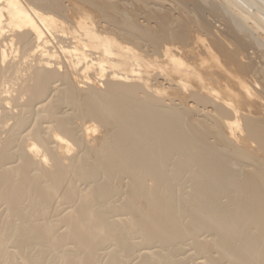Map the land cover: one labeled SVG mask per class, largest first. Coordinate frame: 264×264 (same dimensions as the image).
<instances>
[{
    "label": "bare ground",
    "instance_id": "obj_1",
    "mask_svg": "<svg viewBox=\"0 0 264 264\" xmlns=\"http://www.w3.org/2000/svg\"><path fill=\"white\" fill-rule=\"evenodd\" d=\"M0 264H264V0H0Z\"/></svg>",
    "mask_w": 264,
    "mask_h": 264
}]
</instances>
